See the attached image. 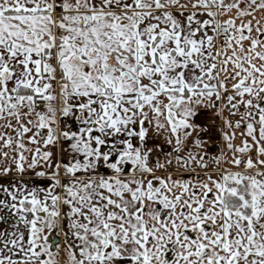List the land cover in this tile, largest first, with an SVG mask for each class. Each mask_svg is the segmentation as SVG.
<instances>
[{"label":"snow or ice","instance_id":"1","mask_svg":"<svg viewBox=\"0 0 264 264\" xmlns=\"http://www.w3.org/2000/svg\"><path fill=\"white\" fill-rule=\"evenodd\" d=\"M0 264H264V0H0Z\"/></svg>","mask_w":264,"mask_h":264},{"label":"crops","instance_id":"2","mask_svg":"<svg viewBox=\"0 0 264 264\" xmlns=\"http://www.w3.org/2000/svg\"><path fill=\"white\" fill-rule=\"evenodd\" d=\"M206 119L207 118H205V117H200L198 119V122H206ZM69 123L71 124L72 121L69 120ZM209 136L211 138L210 143L215 145V147L210 149V154H211V152H219L223 148V144H222V142H220L219 134L217 133L215 128L211 129V131L209 132ZM25 179H29V177L26 176ZM32 182L36 183V181L34 179ZM61 245H63V240H61ZM65 259H66V257H65Z\"/></svg>","mask_w":264,"mask_h":264},{"label":"flooded vegetation","instance_id":"3","mask_svg":"<svg viewBox=\"0 0 264 264\" xmlns=\"http://www.w3.org/2000/svg\"><path fill=\"white\" fill-rule=\"evenodd\" d=\"M61 240H63V238L61 237V239H60V242H61Z\"/></svg>","mask_w":264,"mask_h":264}]
</instances>
